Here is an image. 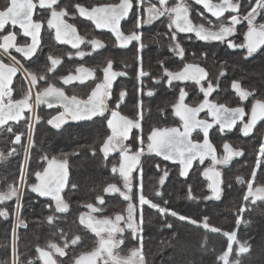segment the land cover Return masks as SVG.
I'll list each match as a JSON object with an SVG mask.
<instances>
[{"label": "snow or ice", "instance_id": "1", "mask_svg": "<svg viewBox=\"0 0 264 264\" xmlns=\"http://www.w3.org/2000/svg\"><path fill=\"white\" fill-rule=\"evenodd\" d=\"M197 5H202L207 13L215 17L217 21H221L224 14L229 13L224 21L214 23L208 19L204 12H199L198 16L203 18L205 22L195 24L190 19V6L187 0H118L114 3H98L93 6H85V4L74 0L71 4H61V0H5L0 7V129H5L14 136L12 144L14 145L7 153L8 156L16 154L15 145H21L25 153V163L29 159V149L34 146L32 120L39 123L41 117L35 111L40 104H47L49 108L59 105L63 108L62 112L52 116L47 120L49 125L59 129L69 120H90L93 117H104L105 113H110V118H106V127L110 129V134L106 135L99 149L91 146L90 150L93 155L97 150L103 153L105 159L112 153H119L118 165L113 164L111 172L119 176L122 184L109 183L104 189L107 194H119L124 201L127 202L125 213H116L114 216L97 218L91 213H102L104 209L97 207L93 203L85 205L90 209V213H80L79 223L86 229L91 230L99 238L97 246L86 253H82L75 259L74 264H147L145 254L143 252L142 236L139 237V247L132 248L128 256L121 257L115 249L124 243L122 234L126 229H131L134 238L143 231L144 224L143 208L145 205L156 210L161 215L170 214L178 217L182 221H189L192 224H198L197 220L190 217L179 215L176 211L169 209L167 201L160 203L154 202L144 194L143 184V165L141 159L145 155H155L162 157L166 161L178 162L182 165L180 171L181 176H187L194 161L203 164L206 158H211L212 166L206 168L203 175L211 182L208 186L212 195L205 199L221 198L223 188L222 173L216 168L217 165L227 166L233 158L244 155L242 148H234L231 144L225 142L223 144V154L219 157L216 154V148L209 139L210 129L214 125H219V131H231L238 122H242V134L250 136L256 128L259 121H264V99H254L250 111L246 112L242 106L228 107L225 104L217 103L209 100V96L216 91L219 84H213L208 79V73L205 68L197 63H184L183 67L178 70H170L164 65V61H160L162 75L156 80L159 83L165 80L167 85L171 87L174 81L186 82L193 81L199 85V91L203 93L202 101L195 105L185 103L188 93L183 89H179L178 99L171 105L172 114L179 118L180 126L171 127H153L147 137L142 134V121L144 119L143 100H139L136 105V114L134 117L123 115L119 111L120 104L124 102L128 95L126 90H121L117 96L115 107L110 109L106 103L112 95L113 83L117 77L127 76L126 71H116L113 69L114 61L111 58L106 59V64L101 68L102 76L97 77L96 69L87 68L81 65L76 69L77 74L69 73L60 77L63 85L72 84L74 81L84 83L92 80L94 87L91 88L90 94L86 99L78 98L77 95H67L63 87L57 86L48 78V73L54 72L58 65L62 63L59 57L48 56L50 66L41 74L25 68L15 56L11 55L10 50L21 53L25 60H31L36 56L41 46L40 33L44 27L45 21L42 19H34V14L38 9L48 10L49 17L46 24L49 29L55 30V40L61 44H70L75 53H67L69 58L73 55L83 58L91 55L99 49L106 47V44L95 37L87 38L81 36L77 27L68 23L67 18L83 17L92 21L97 29H108L114 35L118 42L115 46L127 47L133 41L137 42V80L142 84L143 78L151 76L150 72L143 67V50L146 44L143 42V28L151 25L166 17L168 20L167 28L169 29V44L171 52L178 56L181 61L185 57V49L178 40V33H194L195 38L201 41H225L229 48L245 49V59L253 57L257 52L264 50V0H255L251 3L250 10L245 14L241 13L240 0H220L219 3H213L212 0H194ZM147 5V7H145ZM140 9L142 11H137ZM143 12H146L145 16ZM257 17H261L258 21ZM131 19V30L122 31L121 21ZM247 22V31L244 33V41L242 43H234L227 39L233 36L236 26ZM19 26L24 37H30V43L17 44V33L7 30L9 26L15 28ZM191 38V37H189ZM81 45L90 46L91 51L81 50ZM207 57V53L202 54ZM7 58L10 63L5 62ZM127 68L128 65H125ZM23 73L25 85L21 88L20 98H13L12 82L17 72ZM226 69L221 66L219 76L226 75ZM41 81L42 87H39ZM202 81H207L205 87ZM232 88L238 94L241 100H247L250 96H254L253 91L245 90L238 81L232 82ZM35 89V91H34ZM138 92L144 94L143 88H139ZM148 96L155 95L153 90H148ZM211 116V122L208 119H200L199 114L205 112ZM32 114L30 118H25L24 113ZM163 111V110H161ZM249 119L245 122V116ZM21 119H25L28 126L27 144H21V138L25 133H14L13 128L9 125V121L19 123ZM133 129H140L141 134L136 138L137 146L135 150L131 144L125 142L130 139ZM199 130L203 133L202 142L194 141L192 133ZM62 158L52 156L51 158L45 154L41 157L47 162V167L41 171L34 173L37 182L30 185L27 184L24 175L23 165L21 166L20 176L17 181L9 184L6 191H0V204L15 198L16 205L14 214L16 224L19 227H27L26 222L21 216L23 205L20 203L22 199V188H30L32 193H36L41 197H51L55 201L54 212L66 213L69 210V203L65 201L61 195L65 187L68 186V153L61 154ZM5 153L0 152V158H4ZM264 165V140L261 141L255 160L254 169L250 178L247 180L243 176H237L236 180L240 184H245L247 191L243 195L244 202L255 204L257 200L264 201V184L256 185L257 172ZM155 167L162 172L159 177L158 184L163 186L169 173L167 169H162L160 164ZM133 173H136L134 176ZM255 185V186H254ZM230 186V185H229ZM76 188L75 184L71 185ZM137 189L136 198L133 197V189ZM154 195L163 199L162 191H155ZM188 197L195 199L191 194L189 186ZM251 198V199H250ZM99 205H104L103 195L96 197ZM51 208L52 206L49 205ZM247 208V203L239 209L236 219L237 228L242 223H248L243 217V213ZM137 213H139V222H137ZM10 213L6 207H0V217L7 219ZM49 223H53L56 217L49 215L47 218ZM123 224V227H121ZM171 224L167 227L171 228ZM202 226L212 232L220 233V228L212 227L204 218ZM63 231V230H61ZM16 228L12 230L15 237ZM117 234H121L119 237ZM222 234L227 237L229 243L227 250L218 256V260L222 264H240L239 259L230 260L234 249L233 245H239L236 250L238 253H247L250 245L247 242H241L237 238L236 231H223ZM80 235H75L70 243L76 245L81 241ZM69 246V242L65 240L63 246L56 242H49L47 250L37 246L36 251L39 259L43 264H57L54 254L60 257L67 255L65 249ZM13 256H16L15 245L13 244ZM11 264H18V259H13ZM28 264H32L29 261Z\"/></svg>", "mask_w": 264, "mask_h": 264}, {"label": "flooded vegetation", "instance_id": "2", "mask_svg": "<svg viewBox=\"0 0 264 264\" xmlns=\"http://www.w3.org/2000/svg\"><path fill=\"white\" fill-rule=\"evenodd\" d=\"M72 2H74V0H61V4H71ZM78 2L85 4V6H93L98 3H114L118 2V0H78ZM152 2H155V0H152ZM187 2L190 6V19L195 24L205 22L203 18L198 16L199 12H204L206 17L212 20L214 23L224 21V18L229 16V13L226 12L224 14V17L221 18V21H217L215 17H212L210 13L206 12L202 5H197L194 3V1L191 0H187ZM212 2L219 3L220 0H212ZM233 2H236V0H233ZM254 2L255 0H240L241 13L245 14L248 10H250L251 3ZM4 3L5 0H0V7H2ZM145 7H147V5H145ZM137 11L142 10L137 9ZM143 14L145 16L147 15L146 12H143ZM49 15L50 12L48 10L38 9L33 17L34 19H42L45 21L44 27L42 28L40 33L41 46L38 49L36 56H34L31 60L26 61L23 55L21 53L15 52L14 49L10 50L11 55L15 56L16 59L19 60L25 68L43 74L46 71L47 67L50 66V61L47 59L48 56H52L53 54H56V52H58L60 54L59 58L62 60V63L57 66L54 72L47 74L48 78L51 82L56 83L57 86L63 87L67 95L71 96L75 94L78 96V98L81 99H86L87 96L90 94L91 88L94 87V83L92 80H88L84 83L74 81L72 84L63 85L59 78L66 76L69 73L77 74L76 69L81 65L87 68L96 69L97 77H101V68L105 66L106 59L111 58L114 61L113 69L116 71H126L128 75L116 78L111 90V98L108 99L106 103L110 109L114 108L119 92L121 90H126L128 95L125 97L124 102L120 104L119 111L123 115L134 117L137 110L136 105L138 101L142 99L144 108L142 134L150 132L153 127L180 126L179 118L175 117L172 114L173 110L171 108V105L174 104L178 99L180 88H183L188 93L185 103L195 105L203 99V93L199 91V85H197L193 81H174L171 87L167 85L165 80H161L159 83H157L156 80L162 75L161 64L159 63L160 61H164V65L170 70H178L183 67L184 63H197L201 67L205 68L208 73V79L211 80L214 85L217 83L219 84V87L216 88V91H214L211 96H209V100L215 101L217 103L225 104L228 107L242 106L245 108L246 112H249L251 105L254 102V99H264V83H262V80L264 81V75H262V77L259 79L262 83L263 88H259L257 86L256 81H258V74H252L249 72L248 75L245 76L246 80H243L245 81L246 87H241L245 90L254 92V96H250L247 100H241L238 94L232 88L233 81L239 82V79H237L238 77L236 75L238 63L236 62L235 64L233 62L234 60L232 59V57H235V59H239L241 62H243V60L251 61L258 55H260V51L254 54L253 57L245 59V49L229 48L225 41L206 42L196 39L194 33H178L177 38L185 49V57L184 60L181 61V59L176 56L173 52H171L168 47V20L166 17H162L160 20L154 22L153 24L146 25L142 30V39L143 42L146 44V47L142 53L143 67L146 71L150 72L151 76L144 77L143 82L141 84L137 80V42L133 41L127 47H117L115 45L118 42L115 39V35L110 30L97 29L92 21H89L83 17H66L65 19L68 23H72L77 27V30L81 36H86L87 38L95 37L102 40L106 44L105 48L99 49L96 52H93L91 55H86L82 59L75 55H73L72 58H69L66 54L69 52L75 53L77 50L73 49L70 44H61L55 40V30L49 29L46 24V19L49 17ZM257 20H259V17H257ZM7 30H12L17 33V44L31 42L30 37H24L22 35V30L19 28L18 25L15 26V28L9 26ZM121 30L125 32L131 30L130 18L127 21H121ZM246 31L247 22H243L236 26L235 34L233 36L228 37L227 39L237 44L242 43L244 41V33H246ZM81 50L91 51V48L90 46L81 45ZM205 52L207 53V57H204L202 55ZM5 62L10 63L7 58H5ZM125 65H128V67L126 68ZM233 65H235L234 71H232ZM221 66H223L227 70L226 75L224 76H219ZM202 83H204L205 87L207 86V81H202ZM24 85L25 81L23 79V73L18 71L15 81L12 85L14 99L20 98L21 88ZM42 86H44L43 82L40 83L39 87ZM141 87L144 90L143 95L138 92V89ZM148 90H153L155 92V95L148 96ZM40 106H43L46 109L56 113L55 115H57L58 112L63 111V108L59 105L53 106L51 108H49L47 104H40ZM206 112L207 110H205V112H201L198 118L208 119L211 122V116L206 115ZM28 114L29 112L24 113L26 119L28 118ZM104 117L110 118V113L106 112ZM96 118L101 117H95L91 120L81 122L69 120L67 123L90 122ZM160 119H162V123L159 125ZM248 119L249 116L246 115L244 118L245 122ZM24 121L25 119H23L19 123H22ZM15 124L16 123L13 122L9 123L10 126ZM65 124H63L61 127H63ZM241 128L242 122H238L234 129H232L231 131H225L224 133H221L219 131V125H214L213 128L210 129L209 139L216 148V154L218 157L223 154L222 146L225 142L231 144L234 148H242L240 147V145L242 144V140L244 141L246 136L242 134ZM261 129H263V132L261 131ZM5 134L6 141L8 143V137L10 135L5 129L0 130V141H3V137ZM140 134V129H133L130 139L125 143L131 144L133 150H135L137 146L136 138ZM247 137H251V140H260V138L262 137V139L264 140V121H260L256 125V128L253 133ZM202 138L203 133L199 130L192 133V139L194 141L202 142ZM152 156L158 158L161 162H163V166L165 167H167L166 165L169 164L177 166L180 171L182 169L179 164H173L169 161L163 160L161 157L155 156L154 154L145 155L144 157H148L151 159L153 158ZM241 158L242 156L233 158L231 163L227 166H216V168L222 173V188L224 187L225 180L223 174L226 168L231 166L238 159ZM4 160H6V157L0 158V162ZM44 162L45 167H47V162ZM210 166H212V161L210 157L206 158L203 164H200L197 160L194 161L191 170L188 172V175H190L194 171L201 172L202 177L207 183V191L209 193V196L212 195L211 189L208 186L211 182L203 175V172L206 168ZM24 175L26 177L27 184H32L30 183L31 175L29 174V172L25 171ZM36 182L37 180H35L33 183ZM11 183L12 182H10V178H8L7 176L6 179L1 178L0 176V191H6L7 186ZM66 189L67 187H65L61 194L63 198ZM22 192L23 195L20 203L23 205V207L20 214L26 222L27 227H19L16 224L14 209L17 202L15 198L6 201L3 204H0V207H6L10 213L7 219L0 217V264H11L13 259H18V264H28L29 261H32V264H43V261L39 259V254L36 251L37 246L45 248V250H47L46 246L49 242H56L61 246L64 245L61 243V239L57 237L58 234H60L58 230L62 225L63 213L54 212L55 201L52 200L51 197H41L36 193H32L30 191V188H22ZM49 205H51L52 207L50 208ZM101 206L102 205H99L98 203L97 207ZM89 211L91 210L87 208L83 213H89ZM106 211L107 209L104 210L102 213H95L92 215L97 218H103L114 216L116 214H110V212ZM117 213L126 214L125 210H120ZM49 215H54L56 217L53 223H49L47 221L46 218ZM137 222H139V213H137ZM81 226L84 227L83 225ZM14 227L16 228L15 237L12 233ZM121 227H123V224H121ZM47 228H51L53 230V233L46 232ZM86 231L89 232V236L82 238L81 241H79L76 245H72L70 243V240L69 246L65 249L67 254H71L73 257H75L73 259L72 264H74L75 259L78 258L82 253L89 252L97 246V241L99 238L96 236L95 233L91 232V230L86 229ZM117 235L119 237L121 234ZM122 237L124 243L121 244L117 249H115V251L121 257H125L129 255V252L132 248H136L135 242L137 240H140V233L137 234V236L134 238L132 230L126 229L125 232L122 234ZM13 244L15 245L16 249L15 257L13 256ZM63 257H60L58 254H54V258L57 260V264H64Z\"/></svg>", "mask_w": 264, "mask_h": 264}, {"label": "trees", "instance_id": "3", "mask_svg": "<svg viewBox=\"0 0 264 264\" xmlns=\"http://www.w3.org/2000/svg\"><path fill=\"white\" fill-rule=\"evenodd\" d=\"M259 54L254 58L255 60H243V62L232 57L233 62L238 63L236 75L243 88L246 87L244 80L249 72L259 75L257 86L263 88L264 81L261 79V83L259 79L264 75V50ZM234 67L235 65L232 71ZM37 113L41 120L35 123L33 132L35 143L30 148L28 159L27 172L31 175L30 183L36 180L34 173L45 167V162L41 159L43 155L62 158L61 154L68 153L69 178L64 198L69 203V210L62 214V225L57 237L61 239L62 244L65 240L69 242L75 234L85 238L89 236V232L79 223L80 213L87 209L85 205L88 203L97 205L98 195H103L105 203L102 208H106V212L110 214L124 211L127 205L119 195H108L103 191L109 183L120 182L118 173L111 172L112 165L119 163V154L112 153L105 159L99 150L95 155L90 150L91 146L99 149L103 139L110 134V130L106 127V117L84 123H67L56 129L47 123V120L56 113L43 106H39ZM161 121L162 119L159 120V125ZM25 124V121L15 124L16 133H21ZM23 133L25 136L21 138V144L26 145L28 131ZM149 133H143V136L147 137ZM250 138L246 137L244 141L242 140L240 145L244 150L242 158L226 168L223 174L225 180L223 193L219 200L205 199L209 193L201 172L194 171L183 177L177 166L168 164L165 167L163 162L154 156L151 159L142 157L144 194L162 206L163 201L166 200L169 209L200 222L192 224L170 214L161 215L146 205L143 210L144 224L140 236H142L147 264H222L218 256L227 250L229 243L222 232L234 230L241 242L250 245V250L247 253H238L236 250L239 245L234 244L230 260L239 259L240 264H264V201L259 200L255 204L244 202L242 198L247 191L246 185L236 180L237 176H243L247 180L254 169L257 151L263 139ZM13 140L14 136H9L7 143L5 134L3 141H0V150L6 157V160L0 162V176L4 179L7 176L12 183L19 179L25 154L21 145H15L16 154L7 155L14 146ZM157 163L169 173L163 186L158 184L162 172L155 167ZM72 184H75L76 188H72ZM259 184H264V165L257 172L256 185ZM189 186L195 199L188 197ZM157 190L163 192V199L154 195ZM245 203L247 208L243 217L248 223H242L237 228L235 223L237 215ZM205 217L210 226L220 228L222 232L205 229L202 226ZM168 224L172 225L171 228L167 227ZM46 232L53 233V230L47 228ZM135 245L139 247L140 240H137ZM74 258L71 254H67L63 257V263L72 264Z\"/></svg>", "mask_w": 264, "mask_h": 264}, {"label": "rangeland", "instance_id": "4", "mask_svg": "<svg viewBox=\"0 0 264 264\" xmlns=\"http://www.w3.org/2000/svg\"><path fill=\"white\" fill-rule=\"evenodd\" d=\"M260 18H261V17H259V20H260ZM259 20H258V21H259ZM59 55H60V54H59L58 52H56V54H53L52 56H53V57H59ZM41 82H42V81H41ZM34 91H35V89H34ZM39 106H40V105H38V106L35 108V111H36V112H38ZM27 116H28V118H30V117L32 116V114L29 113ZM35 123H36V122H35V120H34V125H33V127H32L33 132H34ZM11 127L13 128V132L16 133L14 125H12ZM26 130L28 131V126H27V124H25V126H24V130H23L22 132H24V131H26ZM261 131L263 132V129H261ZM9 135H10V136H13V135L10 134V133H9ZM26 144H27V142H26ZM29 156H30V149H29ZM143 163H144V162L142 161L141 164L143 165ZM22 165H23L24 173H25V171L27 172V169H28V161H27V163H25V154H24V156H23ZM133 175L135 176L136 173H133ZM166 179H167V178H166ZM165 181H166V180H165ZM143 183H144V182H143ZM164 184H165V183H164ZM171 185H172V184H171ZM118 186H121V187H122L121 182L118 183ZM136 193H137V189L134 188V189H133V197H134V200H135V198H136ZM118 195H119V194H118ZM119 196H120V195H119ZM120 198H122V197L120 196ZM250 199H251V198H250ZM257 201H258V200H257ZM257 201H256V202H257ZM97 202H98V201H97ZM95 205H96V204H95ZM97 205H98V204H97ZM97 205H96V206H97ZM145 206H146V205H145ZM145 206H144V207H145ZM101 207H102V206H101ZM103 209L106 210V208H103ZM143 210H144V208H143ZM90 212H91V211H89V213H90ZM91 214H95V213H91Z\"/></svg>", "mask_w": 264, "mask_h": 264}, {"label": "water", "instance_id": "5", "mask_svg": "<svg viewBox=\"0 0 264 264\" xmlns=\"http://www.w3.org/2000/svg\"><path fill=\"white\" fill-rule=\"evenodd\" d=\"M191 1H194V0H191ZM17 73H18V72H17ZM16 76H17V74L13 77L12 85H13V83H14V81H15ZM12 85H11V86H12ZM54 106H57V105H54ZM26 112H27V111H26ZM26 112H25V113H26ZM93 118H95V117H93ZM93 118H92V119H93ZM22 120H23V119H21L20 121H22ZM90 120H91V119H90ZM20 121H19V122H20ZM81 121H87V120H79V121H76V122H81ZM12 122H13V123H16V122H14V121H9L8 123H12ZM259 122H260V121H259ZM259 122H258V123H259ZM16 124H17V123H16ZM0 130H1V129H0ZM161 158H162V157H161ZM162 159H163V158H162ZM163 160H164V159H163ZM169 162H171V163H173V164H179L178 162H175V163L172 162V161H169ZM193 163H194V162H193ZM179 165H180V164H179ZM180 166L182 167V165H180ZM192 166H193V165H192ZM191 168H192V167H191ZM191 168H190V170H191ZM190 170H189V171H190Z\"/></svg>", "mask_w": 264, "mask_h": 264}, {"label": "built area", "instance_id": "6", "mask_svg": "<svg viewBox=\"0 0 264 264\" xmlns=\"http://www.w3.org/2000/svg\"><path fill=\"white\" fill-rule=\"evenodd\" d=\"M31 122H32V127H33V125H34V119Z\"/></svg>", "mask_w": 264, "mask_h": 264}]
</instances>
